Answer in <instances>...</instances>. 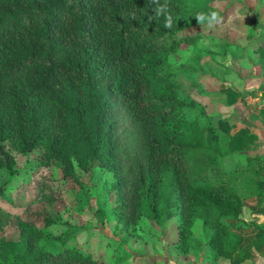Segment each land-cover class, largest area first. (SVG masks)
<instances>
[{
	"label": "trees",
	"instance_id": "obj_1",
	"mask_svg": "<svg viewBox=\"0 0 264 264\" xmlns=\"http://www.w3.org/2000/svg\"><path fill=\"white\" fill-rule=\"evenodd\" d=\"M167 3L171 28H165L166 15L152 10L151 0H0V170L16 174L9 149L20 154L40 149L39 165L60 160L66 178L73 177L68 174L73 157L84 171L91 167L86 159L98 161L113 174L117 198L111 213L129 235L142 217L160 222L170 173L178 216L174 248L188 253L200 218L213 230L208 244L216 256L247 259L235 229L245 225L239 219L241 197L259 190L262 171L257 168L245 187L250 192L233 190L228 179L233 169L223 165L228 137L210 118L200 126V113L187 118V105L171 82L180 72L169 68L168 57L201 32L196 11L203 7L185 0ZM190 8L193 16H187ZM251 40L264 63V28ZM118 107L120 127L114 121ZM200 155L195 170L200 176L193 177L190 162ZM12 221L18 238L1 240L0 233L1 261L104 264L77 243L67 246L75 239L71 233L48 237L33 221L18 215ZM43 222L58 223L46 214ZM42 240L61 247L49 249Z\"/></svg>",
	"mask_w": 264,
	"mask_h": 264
},
{
	"label": "rangeland",
	"instance_id": "obj_2",
	"mask_svg": "<svg viewBox=\"0 0 264 264\" xmlns=\"http://www.w3.org/2000/svg\"><path fill=\"white\" fill-rule=\"evenodd\" d=\"M185 1L188 5L203 7L201 11L197 9V14L215 11L222 18V22L213 27H208L207 23L199 25L201 32L193 35L191 45H182L169 54V68L180 72L171 82L187 105L184 108L187 118L194 120L200 113V126H204L209 114L231 112V121L248 122L242 108L237 111L234 106H225V97L219 87L226 85L241 89L255 84L251 77L258 63V54L251 39L264 28V0ZM190 10H186L187 16H193L195 10ZM259 82L263 84L264 80ZM122 116L118 107L114 112L116 127L121 126ZM185 131L191 133L192 129L186 127ZM225 142L221 140L222 149ZM9 150L16 159V174L0 170V188H3L0 195L1 240L18 238L17 225L12 221L18 215L24 221H33L36 228L43 230L48 237L71 233L75 239L67 246L77 243L104 264H174L171 247L177 235L178 216L170 173L165 178L170 195L160 222L155 224L142 217L134 234L129 235L115 222L111 213L117 198L112 189L115 182L113 174L99 168L98 161L86 159L85 164L91 167L84 171L73 157L68 172L73 177L66 178L64 175L68 169L60 160L52 159L39 165L44 160L40 149L26 154ZM201 156L191 159L193 177L200 176L195 170L202 164L199 162L203 159ZM256 164L251 162L247 167L241 162L230 170L228 179L233 190L239 194L250 192L245 187L250 185L253 173L257 172L259 166ZM43 214L53 217L58 223L46 225ZM197 232V237H200V229ZM41 243L49 249L61 247L58 243L50 244L48 240ZM186 254L181 256L179 264H192V256ZM5 261L8 263L0 260V264H11L13 259L6 258Z\"/></svg>",
	"mask_w": 264,
	"mask_h": 264
},
{
	"label": "crops",
	"instance_id": "obj_3",
	"mask_svg": "<svg viewBox=\"0 0 264 264\" xmlns=\"http://www.w3.org/2000/svg\"><path fill=\"white\" fill-rule=\"evenodd\" d=\"M257 62L251 77L255 84L241 89L226 85L219 87L225 97V106L227 108L234 106L237 111L242 108L248 122L239 119L238 123L231 121V112L209 114L216 129L225 134L229 140L230 154L223 162L225 169H234L241 162L245 165L256 162L262 171L261 178L256 180L259 190L241 197L242 207L239 219L245 225H239L235 229L239 235L238 246L249 255V258L235 261L216 256L208 244L213 230L205 227L202 219L198 218L192 227L189 251L187 254L184 253L187 256H192L190 259L192 264H264V83L259 82L264 80V63L259 57ZM250 71L252 72V70ZM223 219L230 226L237 223V220L231 218ZM199 229L201 235L197 237ZM173 247H171L173 263L179 264V260L184 254ZM152 264L165 263L153 262Z\"/></svg>",
	"mask_w": 264,
	"mask_h": 264
},
{
	"label": "clouds",
	"instance_id": "obj_4",
	"mask_svg": "<svg viewBox=\"0 0 264 264\" xmlns=\"http://www.w3.org/2000/svg\"><path fill=\"white\" fill-rule=\"evenodd\" d=\"M152 4L154 5L153 11L157 16L159 15H166L168 12V3L167 0H165L164 4L160 3V0H151ZM196 21L198 24L203 25L207 23L208 27H213L216 24H219L222 22V18L220 17L218 12L212 11L209 13H199L196 16ZM172 27V20L170 16L166 15V23L165 28H171Z\"/></svg>",
	"mask_w": 264,
	"mask_h": 264
}]
</instances>
